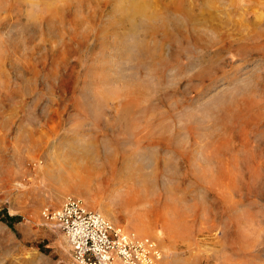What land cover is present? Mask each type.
I'll list each match as a JSON object with an SVG mask.
<instances>
[{"label": "rangeland", "instance_id": "obj_1", "mask_svg": "<svg viewBox=\"0 0 264 264\" xmlns=\"http://www.w3.org/2000/svg\"><path fill=\"white\" fill-rule=\"evenodd\" d=\"M67 196L264 264V0H0V264H69Z\"/></svg>", "mask_w": 264, "mask_h": 264}, {"label": "built area", "instance_id": "obj_2", "mask_svg": "<svg viewBox=\"0 0 264 264\" xmlns=\"http://www.w3.org/2000/svg\"><path fill=\"white\" fill-rule=\"evenodd\" d=\"M42 214L62 230L71 250L69 264H163L156 241L114 226L78 198L67 196L59 207H45Z\"/></svg>", "mask_w": 264, "mask_h": 264}]
</instances>
